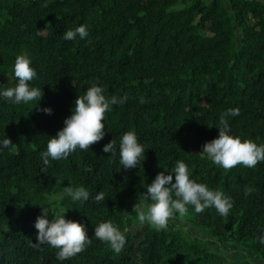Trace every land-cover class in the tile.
<instances>
[{"label":"trees","instance_id":"obj_1","mask_svg":"<svg viewBox=\"0 0 264 264\" xmlns=\"http://www.w3.org/2000/svg\"><path fill=\"white\" fill-rule=\"evenodd\" d=\"M81 24L88 38H63ZM20 54L31 59L37 71L31 83L43 97L37 106L0 100V139L12 141L0 151V264H254L129 215L127 201L142 200L147 184L159 172H172L177 161L186 163L191 178L233 202L223 217L215 208L197 213L188 206L193 221L264 258V162L225 170L198 156L218 137L219 117L231 108L239 109L238 116L226 117L232 133L264 144V2L0 0V85L14 86L12 67ZM91 82L106 96L126 95L125 103L107 113L102 140L44 166L40 153ZM129 130L146 151L142 165L124 170L118 154L102 148L114 139L118 149ZM70 183L84 186L90 199L65 196ZM100 190L105 200L97 203L91 197ZM42 207L83 223L92 242L64 262L57 249L33 247ZM108 220L126 237L119 254L94 238L95 225Z\"/></svg>","mask_w":264,"mask_h":264},{"label":"clouds","instance_id":"obj_2","mask_svg":"<svg viewBox=\"0 0 264 264\" xmlns=\"http://www.w3.org/2000/svg\"><path fill=\"white\" fill-rule=\"evenodd\" d=\"M39 34V33H38ZM89 37L87 26L81 24L74 29H67L63 33L65 40H84ZM14 86L0 85V100L14 105L35 102L36 106L43 97L42 88L31 82L37 78V71L31 59L26 54L16 57L12 67ZM127 96H106L102 86L91 82L83 94L74 100L71 114L63 121V127L51 136L47 142L46 150L40 153L44 166L49 160H65L77 150L87 151L90 145L99 142L105 136L107 113L113 110V105L125 103ZM50 115L52 109H41ZM239 115L238 108L228 109L222 113L218 120V137L202 145L198 156L206 157L213 164L225 170L237 165L254 168L258 163L264 162V144H257L250 139H242L232 133L226 117ZM12 141L7 136L0 139V151L9 148ZM102 151L112 157L118 154V163L121 169L127 170L142 165L145 159V148L139 141L134 130L123 133L119 138L118 149L112 139L103 145ZM167 172V171H166ZM174 174V176H173ZM251 189L245 187L244 193L248 195ZM64 194L73 202L84 203L90 199V193L84 186L64 187ZM97 203L105 200L103 190L91 197ZM146 202V203H145ZM137 218L141 223H147L157 230H166L169 221L175 216H184L188 206L197 212L208 208H215L220 216H227L233 207L230 196L218 190L210 189L206 184L191 178L188 166L183 161H177L172 172H159L150 184L142 200L139 199ZM137 205L134 211H137ZM48 208L42 207L41 215L37 216L34 227L38 230L36 242L33 247L48 245L56 251V258L60 262L70 260L84 251L93 238H89L86 226L72 219H66L65 214H52L49 219ZM94 238L105 242L119 254L125 247L126 237L117 225L111 220L95 225ZM259 243L264 244V235L259 237Z\"/></svg>","mask_w":264,"mask_h":264},{"label":"rangeland","instance_id":"obj_3","mask_svg":"<svg viewBox=\"0 0 264 264\" xmlns=\"http://www.w3.org/2000/svg\"><path fill=\"white\" fill-rule=\"evenodd\" d=\"M240 38V31L238 32V40ZM139 200L127 201V209L129 215H137L139 210ZM146 203V202H145ZM137 205V211H134V207ZM194 215L191 212H187L186 215H175L168 224L167 228H171L179 231L183 236L188 239H196L202 243L211 247L214 252H217L232 261H247L254 264H264V258L255 255L248 247L236 243L234 241L226 240L221 241L213 237L209 231L200 227L193 221Z\"/></svg>","mask_w":264,"mask_h":264},{"label":"crops","instance_id":"obj_4","mask_svg":"<svg viewBox=\"0 0 264 264\" xmlns=\"http://www.w3.org/2000/svg\"><path fill=\"white\" fill-rule=\"evenodd\" d=\"M259 1H262V2H264V0H259Z\"/></svg>","mask_w":264,"mask_h":264}]
</instances>
